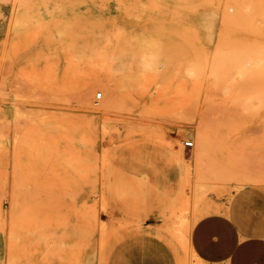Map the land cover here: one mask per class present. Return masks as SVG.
Masks as SVG:
<instances>
[{
  "label": "rangeland",
  "instance_id": "rangeland-1",
  "mask_svg": "<svg viewBox=\"0 0 264 264\" xmlns=\"http://www.w3.org/2000/svg\"><path fill=\"white\" fill-rule=\"evenodd\" d=\"M11 146L1 264H208L194 223L264 189V0H0Z\"/></svg>",
  "mask_w": 264,
  "mask_h": 264
},
{
  "label": "crops",
  "instance_id": "crops-1",
  "mask_svg": "<svg viewBox=\"0 0 264 264\" xmlns=\"http://www.w3.org/2000/svg\"><path fill=\"white\" fill-rule=\"evenodd\" d=\"M192 21V27L204 26L198 16ZM28 154L12 146L3 148L0 169L13 170L15 161L27 163ZM189 239L194 253L208 264H264V189L249 186L237 192L225 212L197 221Z\"/></svg>",
  "mask_w": 264,
  "mask_h": 264
},
{
  "label": "bare ground",
  "instance_id": "bare-ground-1",
  "mask_svg": "<svg viewBox=\"0 0 264 264\" xmlns=\"http://www.w3.org/2000/svg\"><path fill=\"white\" fill-rule=\"evenodd\" d=\"M230 11V10H229ZM233 14V13H232ZM21 26V25H20ZM214 25H212V26H210V30H211V32H213V30H214ZM88 85H90V84H88ZM94 86V85H93ZM91 87V86H90ZM93 88V87H92ZM87 91H89L88 89H87ZM90 91H91V89H90ZM86 92V91H85ZM161 92V91H160ZM89 93V92H88ZM162 93V92H161ZM84 94V93H83ZM100 94L102 95V92H100ZM210 94V93H209ZM87 96H89V94H87ZM83 97H85V96H83ZM83 99V98H82ZM84 101H86V100H84ZM82 102V101H81ZM89 101H87V103H88ZM172 147V146H171ZM200 165H202V164H200ZM215 166H217V165H215ZM197 169V168H196ZM213 169H217V168H213ZM222 169H224V168H222ZM189 170H191V169H189ZM201 170V169H200ZM218 170V169H217ZM221 170V169H220ZM197 171V170H196ZM189 171L187 170V173H188ZM206 172V171H205ZM218 172H219V170H218ZM220 172H222V171H220ZM197 173V172H196ZM195 173V174H196ZM202 173V172H201ZM209 173H211V171L209 172ZM214 173H215V170H214ZM214 173H213V175H214ZM198 174V173H197ZM197 174L195 175L196 176V178H197V180L196 181H198V177L200 178V176H197ZM218 174V173H217ZM221 174V173H220ZM201 175V174H200ZM210 175V174H209ZM211 175H212V173H211ZM210 175V176H211ZM188 176V175H187ZM189 176H191V175H189ZM203 175H201V177H202ZM216 176V175H215ZM262 177H263V175H261ZM214 177V176H213ZM224 177V176H223ZM191 178V177H190ZM201 179V178H200ZM218 179V178H217ZM211 181V179L209 180V182ZM219 181V180H218ZM222 181H223V179H222ZM253 181H255V180H253ZM198 182H200V180L198 181ZM208 182V181H207ZM191 183V182H190ZM196 182H194V184H195ZM196 184H198V183H196ZM196 184H195V186H196ZM187 185V184H186ZM191 187V186H190ZM189 187V188H190ZM204 187V186H203ZM222 187V186H221ZM188 188V187H187ZM191 189V188H190ZM204 189V188H203ZM207 189V188H206ZM187 190V189H186ZM183 193V192H182ZM186 194H188V192H185ZM190 195H191V193H190ZM189 195V196H190ZM203 195V194H202ZM199 196V195H198ZM205 196H206V193H205ZM194 199H195V197H194ZM198 199V198H197ZM182 201L183 200H181V204H182ZM186 201H187V199H186ZM195 201V200H194ZM198 201V200H197ZM197 201H195L196 203H198ZM199 201H201V200H199ZM188 202V201H187ZM194 203V202H193ZM205 203H207V200H206V202ZM204 203V204H205ZM183 204H184V201H183ZM189 204V203H188ZM198 204H200V203H198ZM197 204V205H198ZM203 205V204H202ZM184 206H185V204H184ZM207 206V205H206ZM209 206V205H208ZM203 207V206H202ZM210 207V206H209ZM208 207V208H209ZM186 208V207H185ZM182 210V209H181ZM184 211V210H183ZM187 211V210H186ZM186 211H184V212H186ZM208 211V210H207ZM182 212V211H181ZM187 213V212H186ZM208 215V214H207ZM183 216V215H182ZM193 217V216H192ZM204 217V216H203ZM202 218V217H201ZM200 218V219H201ZM187 219V218H186ZM195 219V218H194ZM199 219V220H200ZM199 220H197V221H199ZM196 221V222H197ZM192 222H193V220H192ZM185 223H187V222H185ZM188 224V223H187ZM194 225H195V223H194ZM193 228V227H192ZM189 230V229H188ZM192 230V229H191ZM190 233H191V231H190ZM187 234H188V232H187ZM183 236V238L185 239L186 237H184L185 236V234H184V231H183V234H182ZM189 238H190V235H189ZM184 239H183V241H184ZM188 240V239H187ZM190 240V239H189ZM187 242V241H186ZM187 245H188V243H187ZM193 253H194V251H193ZM195 254V253H194ZM195 256L197 257V255L195 254Z\"/></svg>",
  "mask_w": 264,
  "mask_h": 264
},
{
  "label": "built area",
  "instance_id": "built-area-1",
  "mask_svg": "<svg viewBox=\"0 0 264 264\" xmlns=\"http://www.w3.org/2000/svg\"><path fill=\"white\" fill-rule=\"evenodd\" d=\"M97 99H102V95L99 94L97 96ZM194 145H195L194 141L187 140V141L184 142V147L187 148V149H192L194 147Z\"/></svg>",
  "mask_w": 264,
  "mask_h": 264
}]
</instances>
